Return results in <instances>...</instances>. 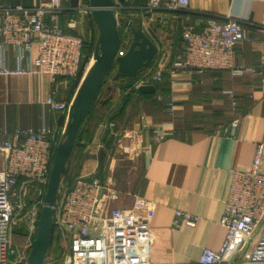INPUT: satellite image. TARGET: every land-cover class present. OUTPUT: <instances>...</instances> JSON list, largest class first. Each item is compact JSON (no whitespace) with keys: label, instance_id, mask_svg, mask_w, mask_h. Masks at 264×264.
Instances as JSON below:
<instances>
[{"label":"built area","instance_id":"1","mask_svg":"<svg viewBox=\"0 0 264 264\" xmlns=\"http://www.w3.org/2000/svg\"><path fill=\"white\" fill-rule=\"evenodd\" d=\"M261 1L264 9V0ZM130 4L115 0L116 16L134 21L141 18L144 30L158 46L152 67L140 73L131 88L156 85L164 81L165 74L170 76L172 87L188 85L196 75L215 70H229L237 75L257 73L264 80V59L257 66L236 61L237 44L248 38L240 18L227 16L219 21L213 14L199 11L204 26L198 28L182 16L193 12L191 0H146L141 6ZM70 8L78 10L80 16L68 20L69 28L76 29L86 17L92 16L90 0H78L74 6L64 5L62 0H37L33 6L19 3L0 7V74L35 76L41 88L45 78H49L55 87L48 94L42 92L38 101L52 112H64L67 118L75 95L71 100H62L58 94L60 88L68 85V78L77 77L84 45L83 35L68 33L63 26L62 12ZM164 15L178 23L182 45L176 52L166 38L168 24L161 19ZM260 27L264 32V19ZM119 29L122 37L119 54L123 55L131 45L133 32L129 24L120 21ZM7 48L16 51L15 67L4 59ZM236 125L237 120L233 127ZM101 127L114 138L107 153L108 165L101 176L96 169L93 174L77 176L72 185L62 181L54 206V225L61 232L63 255L57 260L47 256L44 264H153L149 248L153 240L154 205L143 197H138L129 208L116 205L122 192L113 167L117 151L129 159L142 151L150 156L152 143H140L141 131L127 129L122 121L106 120ZM153 128L152 142L159 143L165 138L168 125L162 123ZM65 131V127L60 130L44 119L39 126L9 128L0 124L3 138L0 140V264H28L31 235L37 231L53 157ZM123 137H128L130 143H122ZM105 145L99 144L101 148ZM263 162L264 142H261L251 168L233 171L221 218L226 227L225 240L218 249L205 248L198 264H264ZM198 220V215L177 209L173 225L194 226ZM17 227L28 232L23 245L14 242Z\"/></svg>","mask_w":264,"mask_h":264},{"label":"crops","instance_id":"2","mask_svg":"<svg viewBox=\"0 0 264 264\" xmlns=\"http://www.w3.org/2000/svg\"><path fill=\"white\" fill-rule=\"evenodd\" d=\"M145 1L127 0L125 3L141 6ZM19 3L33 6L37 0H0V7ZM77 4L78 0L73 6ZM191 7L193 12H185L182 16L184 21L198 28L204 26L199 19L203 14L199 11L213 14L219 21L227 16L240 18L248 38L237 44L236 61L247 66L262 62L264 32L260 24L264 9L261 0H191ZM76 11L79 17V11ZM86 19L77 28H82ZM161 19L168 24L166 38L172 51L176 52L182 45L178 23L168 15ZM15 54L13 48L4 50L3 56L9 66H16ZM53 87L49 78H45L41 88L40 80L35 76L0 74V96L3 98L0 124L9 128L39 126L44 119L60 130L66 128L69 118H63V112H52L37 101L42 92L48 94ZM163 87L165 89L156 88V95L146 101L143 109L137 108L138 102H133L121 120L127 129L140 130V143H152V151L150 156L142 151L134 159L126 158L118 164L117 159L114 166L111 163L116 168L122 192L116 205L132 207L138 197L153 203V240L149 248L153 264H198L205 248L218 249L225 240L226 227L221 218L233 171L250 169L257 145L264 142V80L257 73L237 75L229 70H215L205 72L197 82L194 77L192 84L177 87L171 86L168 76ZM114 100L115 106L120 103V91ZM152 100L156 105L149 109ZM235 120L237 125L233 127ZM104 122L98 128L91 149L105 144L103 137L106 135L101 127ZM162 123L168 125L165 138L159 143L152 142L153 125ZM228 127L230 130L226 131ZM108 138L114 143L113 137L108 135ZM108 138L106 136L105 140ZM122 143L127 145L130 139L123 137ZM94 160L95 166H87L85 162L83 168L87 170L94 166V171L97 168L99 172L100 158ZM121 171H129L131 177L127 176L123 181ZM177 209L198 215L197 224L174 226Z\"/></svg>","mask_w":264,"mask_h":264},{"label":"water","instance_id":"3","mask_svg":"<svg viewBox=\"0 0 264 264\" xmlns=\"http://www.w3.org/2000/svg\"><path fill=\"white\" fill-rule=\"evenodd\" d=\"M123 3L127 0H119ZM92 17L98 30V38L93 54L94 64L86 72L73 98L65 137L56 148L50 179L42 207L37 220V231L31 235V250L28 264H44L50 248L54 227V206L62 186V178L71 151L78 134L84 125L100 90L116 66L115 77H124L128 87H134L138 75L150 67L156 58L158 46L144 30L141 18L137 21L129 17L118 18L114 10L115 0H90ZM119 21L129 24L133 32L131 45L125 54L120 55L122 44ZM138 90L144 93L155 92L156 85H140Z\"/></svg>","mask_w":264,"mask_h":264},{"label":"trees","instance_id":"4","mask_svg":"<svg viewBox=\"0 0 264 264\" xmlns=\"http://www.w3.org/2000/svg\"><path fill=\"white\" fill-rule=\"evenodd\" d=\"M63 3L64 5L71 6L76 3V0H64ZM77 13L78 12L75 9L71 8L66 9L62 12V23L66 31L75 35H83L84 37L83 57L80 61L78 75L76 78H68V85L60 89L58 98L62 100H71L73 95H75L80 85L81 79L85 73V70L87 69L90 58L95 51L98 38V30L92 16L87 17L85 25H83L82 28L72 29L67 26L68 20L72 17H77ZM150 67H152V65ZM150 67L145 68L140 73L149 70ZM115 74L116 66L112 69L110 75L107 77L105 84L100 90L97 101L92 107L84 125L82 126L78 134L76 143L71 151L70 157L63 173L62 181L64 184L72 185L76 177L79 175V172L82 171L85 164V158L88 154V149L90 148V145L92 144L95 135L98 132V128L102 122L111 119L121 121L126 116L127 111L129 110L133 102H138L137 108L143 109L146 101L156 95V93L154 92L144 93L137 89L126 86L125 78L122 76L116 78ZM168 76V74H165L164 81L156 83V88L158 90L165 89L163 85L168 82ZM199 78L200 75H196L195 82H197ZM119 91L121 92V101L118 105L115 106V94H117ZM62 115L63 118L66 116L64 112ZM105 135L108 138V134L105 133ZM106 136L103 137L106 146L100 151V170L98 173L100 176L102 175L104 167L106 166V164H108V150L111 146H113L112 138H108V141H106ZM27 236L28 232L24 228L17 227L14 229L13 238L14 242L17 245H23L27 240ZM62 255L63 245L61 232L59 228L54 225L50 248L47 256L49 258L57 260L60 259Z\"/></svg>","mask_w":264,"mask_h":264},{"label":"rangeland","instance_id":"5","mask_svg":"<svg viewBox=\"0 0 264 264\" xmlns=\"http://www.w3.org/2000/svg\"><path fill=\"white\" fill-rule=\"evenodd\" d=\"M98 35V34H97ZM92 58H93V55L91 56ZM90 61H91V58H90ZM90 61H89V63L88 64H90ZM64 90V89H63ZM38 96H39V93H38ZM2 97L0 96V101H2ZM39 99H37V101H38ZM153 101V100H152ZM151 101V102H152ZM156 105V102L155 101H153L152 102V104L149 106V109H154V106ZM101 147L100 146H94L92 149L91 148H89L88 149V154H87V156H86V158H85V162L87 163V166H89V164H91V165H94L95 166V158L96 157H98V158H100V151H101V149H100ZM117 155V159H118V161H117V164L119 163V161L120 162H122V160H125L126 159V157H125V154L123 153H118V154H116ZM120 156H122V157H120ZM129 162V161H128ZM94 166H92L90 169H82V171H80L79 172V175H82V174H86V173H88V174H93L94 173ZM123 168V167H122ZM97 169V168H96ZM124 169V168H123ZM98 170V169H97ZM115 170H116V168H115ZM86 172V173H85ZM127 173V172H126ZM126 173H123L122 171H121V179L124 181V180H126V177L127 176H129V177H131V174L129 173V171H128V173L126 174ZM78 175V176H79ZM124 175V176H123ZM123 177V178H122ZM21 229V228H20Z\"/></svg>","mask_w":264,"mask_h":264},{"label":"bare ground","instance_id":"6","mask_svg":"<svg viewBox=\"0 0 264 264\" xmlns=\"http://www.w3.org/2000/svg\"><path fill=\"white\" fill-rule=\"evenodd\" d=\"M94 64V58H92L91 59V61H90V64H89V66H88V69H87V71L89 70V68L92 66Z\"/></svg>","mask_w":264,"mask_h":264}]
</instances>
